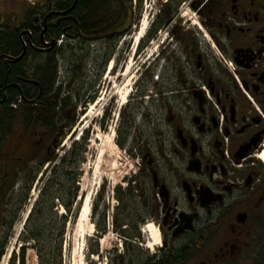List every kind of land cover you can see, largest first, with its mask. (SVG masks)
<instances>
[{
    "label": "flooded vegetation",
    "instance_id": "af4514ba",
    "mask_svg": "<svg viewBox=\"0 0 264 264\" xmlns=\"http://www.w3.org/2000/svg\"><path fill=\"white\" fill-rule=\"evenodd\" d=\"M76 1L0 0V36L20 44L15 55L0 50V70L23 74L0 100V257L44 161L74 122L70 100L44 105L59 91L48 94L35 73L58 56L49 46L57 34L79 32ZM108 1L132 15L130 0ZM149 2L145 114L132 148L150 203L144 222L160 236L151 264H264V0ZM89 8L80 6V16Z\"/></svg>",
    "mask_w": 264,
    "mask_h": 264
},
{
    "label": "rangeland",
    "instance_id": "374dc122",
    "mask_svg": "<svg viewBox=\"0 0 264 264\" xmlns=\"http://www.w3.org/2000/svg\"><path fill=\"white\" fill-rule=\"evenodd\" d=\"M130 1V19L134 27L126 36L118 41L108 38L88 44L65 41L64 53L58 57L57 82L62 76L66 77L71 86L70 89L65 88V94L77 108L74 122L54 152L53 159L41 167L30 190L34 189L38 195L49 180L53 181L54 189L43 198V193H40L32 210L30 192L26 195L24 204L27 209L15 223V231L5 244L9 247V243L13 244L19 236L15 249L20 243L26 245L23 248L24 264L26 261L28 264H144L160 247L153 251L147 248L150 239L146 228L152 223L137 224L136 200L133 199V203L118 200L121 195L126 197L133 187L131 183L138 176L142 160L140 152H134L136 145L133 148L132 145L145 114L144 101L141 102L140 98L147 90L145 69L149 53L141 40L142 50L138 49L133 57L132 38L153 8L149 0L147 3L146 0H136V4ZM161 41L151 49L152 57L161 50L157 48ZM110 63L113 69L108 74ZM78 67L82 68L79 79L76 77ZM75 70L77 73L73 72ZM72 78L76 82L72 83ZM125 95L126 103L123 104ZM86 128L88 131L84 136L87 135V139L76 142L78 134ZM147 142L154 144L156 141ZM72 153L79 154L80 159L74 170H68L69 175L63 176L58 159ZM51 193L66 203L75 193L70 212L66 211L61 200L54 201L53 208L50 207ZM85 199L89 200L90 214L87 221L80 222ZM29 210V218L23 225ZM141 217L146 218L144 210ZM129 224L131 231L126 235L131 242L127 243L122 232L123 226ZM137 233L140 235L138 241L135 239ZM31 234L39 235L38 243L30 240ZM0 264H7L6 256L0 259ZM8 264L14 263L11 260Z\"/></svg>",
    "mask_w": 264,
    "mask_h": 264
},
{
    "label": "trees",
    "instance_id": "16d2710c",
    "mask_svg": "<svg viewBox=\"0 0 264 264\" xmlns=\"http://www.w3.org/2000/svg\"><path fill=\"white\" fill-rule=\"evenodd\" d=\"M83 4H87L91 9H88L86 17L80 16L82 14V11L79 10L80 6H83ZM112 2L108 0H103L102 2L96 1V0H77L75 3V6H77V20L79 21V32H74L73 39H78L81 44H86L90 42H103L108 40V38H113V40L118 41L122 37L126 36L128 33L127 29H125L126 22L130 18V9L127 8L123 3L119 1H115V11H113ZM74 6V7H75ZM101 13V14H100ZM62 34H57L56 39L58 40ZM0 50L4 52L5 54L11 53L12 55L18 54L20 51V44L19 41L16 38V35L14 34H7L4 36H0ZM63 49H59L57 55L62 56L63 55ZM57 57V56H56ZM56 57L53 56L50 58L46 64H41L39 66V70L35 73L37 78H39V81L42 82L45 78L49 82V88H48V94H51L54 88V84L56 82V73H57V61ZM42 70H45V74L42 72ZM78 71V73H77ZM77 71H73L76 74V77L79 79L81 77V71L82 68L78 67ZM22 74L21 69L19 67H12V69L8 70L6 66H3L0 70V100L2 93L6 92V87H9L12 83L18 82V77H20ZM72 83L76 82V79L72 78ZM70 87V86H69ZM8 98L11 100L9 102V105L12 102H15L17 99L20 98L18 96V93L16 90H13L12 93H9ZM94 99H92L93 101ZM37 101V100H36ZM55 102V106L57 105L59 101V95L56 96L49 95L43 99L44 105H51V102ZM65 108V106H64ZM63 113L64 110H63ZM4 113H0V117L3 116ZM2 120V118H0ZM80 159L79 154L73 155L70 154L67 157H65L63 160L60 161L61 166V172L60 174L63 176H67L68 170H74L76 162ZM69 160V161H68ZM44 162H48V160H45ZM47 185L44 186V189L41 193L43 195L42 198L51 192V190L54 189L53 181L50 182V180L46 183ZM74 187V181L72 184V188ZM128 195L126 197L124 195H121L118 197V200L120 202H123L124 200L126 202L133 203V199H135L136 204V219L137 224H141L144 221V218L141 217V211H145V215L150 210V203L148 202V197L145 193L144 187L138 185L136 188L131 187L129 191L127 192ZM52 194V193H51ZM50 194V202L51 206L53 208L54 201L59 202L60 200L63 203L64 208L66 211L71 210V204L73 203L75 193L72 195V199L68 201L67 203L64 202V200L52 194L51 199ZM134 194V195H133ZM138 199V203H137ZM50 208V209H52ZM144 214V213H143ZM136 224V225H137ZM103 234H105V229H103ZM139 234L135 236L137 240H139ZM30 240L38 243L39 242V235L38 234H31ZM95 255L97 256L98 253L96 251ZM22 258H24V251H22ZM124 258H119L122 260ZM118 261V260H117ZM24 264V261H23ZM120 264V263H119ZM123 264V263H121ZM144 264H151V259L146 260Z\"/></svg>",
    "mask_w": 264,
    "mask_h": 264
},
{
    "label": "bare ground",
    "instance_id": "6f19581e",
    "mask_svg": "<svg viewBox=\"0 0 264 264\" xmlns=\"http://www.w3.org/2000/svg\"><path fill=\"white\" fill-rule=\"evenodd\" d=\"M147 28H148V24L145 21H143L141 26H140V28H139V30H138V33H136V35L132 38L133 43H134V47L141 40H143V35H145V33L147 31ZM110 67H112V63L110 64ZM126 97H127V95H125L123 100H122L123 104L126 103ZM96 140H97V138H96ZM89 214H90V203H89L88 199H85V201H84V203L82 205V209H81V218H79L80 222L87 221L88 218H89ZM146 230H147V233H149V238H150V243H148L147 248L152 251L155 247L160 245L159 232H158L157 228L154 227L152 224H150L146 228Z\"/></svg>",
    "mask_w": 264,
    "mask_h": 264
},
{
    "label": "built area",
    "instance_id": "2783aa9c",
    "mask_svg": "<svg viewBox=\"0 0 264 264\" xmlns=\"http://www.w3.org/2000/svg\"><path fill=\"white\" fill-rule=\"evenodd\" d=\"M60 43V42H59ZM17 105H13V108H16ZM11 254V253H10ZM16 264H19V261L17 260ZM26 264H28V262L26 261Z\"/></svg>",
    "mask_w": 264,
    "mask_h": 264
},
{
    "label": "water",
    "instance_id": "95a60500",
    "mask_svg": "<svg viewBox=\"0 0 264 264\" xmlns=\"http://www.w3.org/2000/svg\"><path fill=\"white\" fill-rule=\"evenodd\" d=\"M54 44H55V43H54V42H52V43L50 44V47H53V46H54Z\"/></svg>",
    "mask_w": 264,
    "mask_h": 264
}]
</instances>
